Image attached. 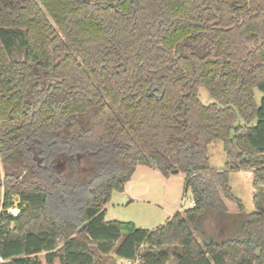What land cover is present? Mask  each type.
Returning a JSON list of instances; mask_svg holds the SVG:
<instances>
[{
  "label": "trees",
  "instance_id": "trees-1",
  "mask_svg": "<svg viewBox=\"0 0 264 264\" xmlns=\"http://www.w3.org/2000/svg\"><path fill=\"white\" fill-rule=\"evenodd\" d=\"M213 141L232 166L210 167ZM137 165L185 173L193 204L153 230L106 221ZM41 254L264 264V0H0V264Z\"/></svg>",
  "mask_w": 264,
  "mask_h": 264
},
{
  "label": "rangeland",
  "instance_id": "rangeland-1",
  "mask_svg": "<svg viewBox=\"0 0 264 264\" xmlns=\"http://www.w3.org/2000/svg\"><path fill=\"white\" fill-rule=\"evenodd\" d=\"M197 96L203 104H209L213 100L203 87H199ZM260 93L256 92L257 100ZM235 123H242L237 119ZM209 165L212 168H222L227 162L229 165L235 162L234 156L227 160L220 141H213L207 146ZM185 173H171L162 175L155 169H150L143 165H137L130 181L126 183L123 191H113L109 201L104 205L105 220L130 222L135 227L153 230L163 225L167 219L172 217L177 211H182L191 206L189 199L191 193L184 186ZM251 173L249 171H231L229 173V184L234 195L241 200L246 212L255 211L256 206L253 201V189L250 184ZM132 182L131 188L129 184ZM14 205L9 210L16 213V197ZM258 204L263 206L260 195ZM210 225L216 223V218L211 219ZM217 238V236H216ZM42 264L43 255H40ZM53 264H58L55 260ZM121 264H129L123 261Z\"/></svg>",
  "mask_w": 264,
  "mask_h": 264
},
{
  "label": "built area",
  "instance_id": "built-area-1",
  "mask_svg": "<svg viewBox=\"0 0 264 264\" xmlns=\"http://www.w3.org/2000/svg\"><path fill=\"white\" fill-rule=\"evenodd\" d=\"M189 202H190V204H193V200L190 198L189 199ZM11 209V208H10ZM10 209H8V211L10 210ZM18 211V210H17ZM17 213V212H16ZM16 213H12L13 215H15ZM0 261H2V259L0 258ZM129 264H130V262H128Z\"/></svg>",
  "mask_w": 264,
  "mask_h": 264
},
{
  "label": "crops",
  "instance_id": "crops-1",
  "mask_svg": "<svg viewBox=\"0 0 264 264\" xmlns=\"http://www.w3.org/2000/svg\"><path fill=\"white\" fill-rule=\"evenodd\" d=\"M148 168H149V167H148ZM150 169H152V168H150ZM130 178H131V177H130ZM129 181H130V179L128 180V182H129ZM130 185L133 186V185H132V182L129 184V186H130ZM131 186H130L129 188H131ZM119 262H121V261H119Z\"/></svg>",
  "mask_w": 264,
  "mask_h": 264
},
{
  "label": "water",
  "instance_id": "water-1",
  "mask_svg": "<svg viewBox=\"0 0 264 264\" xmlns=\"http://www.w3.org/2000/svg\"><path fill=\"white\" fill-rule=\"evenodd\" d=\"M148 95H150V93ZM172 173H177V170H173ZM255 264H258V263H255Z\"/></svg>",
  "mask_w": 264,
  "mask_h": 264
}]
</instances>
